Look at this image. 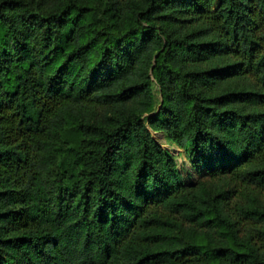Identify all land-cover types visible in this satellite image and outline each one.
Masks as SVG:
<instances>
[{"label":"trees","instance_id":"obj_1","mask_svg":"<svg viewBox=\"0 0 264 264\" xmlns=\"http://www.w3.org/2000/svg\"><path fill=\"white\" fill-rule=\"evenodd\" d=\"M0 264H264V0H0Z\"/></svg>","mask_w":264,"mask_h":264},{"label":"rangeland","instance_id":"obj_2","mask_svg":"<svg viewBox=\"0 0 264 264\" xmlns=\"http://www.w3.org/2000/svg\"><path fill=\"white\" fill-rule=\"evenodd\" d=\"M151 135L157 144L173 156L176 167L182 174L185 184L195 183L202 179L205 173L204 170L195 168L183 149L170 143L162 132L151 131Z\"/></svg>","mask_w":264,"mask_h":264}]
</instances>
